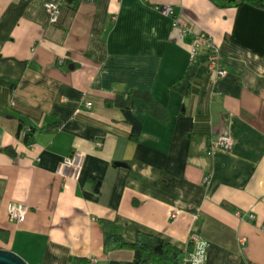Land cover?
<instances>
[{
	"label": "crops",
	"instance_id": "crops-1",
	"mask_svg": "<svg viewBox=\"0 0 264 264\" xmlns=\"http://www.w3.org/2000/svg\"><path fill=\"white\" fill-rule=\"evenodd\" d=\"M58 2L0 0V78L16 85L0 89V247L31 264L108 263L112 220L129 239L144 230L184 247L199 234L209 244L190 243L191 264H264V9L75 0L54 23L47 5ZM164 3L189 33L157 8ZM202 33L228 72L197 74L182 93L173 83ZM133 89L150 90L169 113L164 121L136 100L138 137L108 101ZM55 121L63 125L41 129ZM224 134L230 150L212 145ZM66 156L75 162L64 173ZM17 204L29 206L22 222L9 213Z\"/></svg>",
	"mask_w": 264,
	"mask_h": 264
},
{
	"label": "trees",
	"instance_id": "trees-1",
	"mask_svg": "<svg viewBox=\"0 0 264 264\" xmlns=\"http://www.w3.org/2000/svg\"><path fill=\"white\" fill-rule=\"evenodd\" d=\"M73 0L65 1V3ZM78 1V0H77ZM244 1H249L253 5L264 9V0H224L222 5H229L233 2L236 5L242 4ZM63 6V5H62ZM196 37H194L195 39ZM194 41V40H193ZM214 52L213 48L202 46L198 49L193 60L183 76L173 83V87L182 93H187L192 84V80L197 74L206 72L209 69L210 55ZM8 87L11 91L16 89V85L10 83L5 78H0V89ZM142 99L147 102L148 107L154 115L167 121L169 113L167 108L154 97L150 90L133 89L128 93H119L108 101L119 107L126 118V121L131 126V136L138 137L142 133V122L138 119L134 112V104L136 100ZM13 103V101H12ZM15 108V107H13ZM63 121V120H62ZM55 121L46 124L41 129L53 128L56 124L63 125V122ZM59 126V127H60ZM23 125L20 124L19 134ZM37 131L36 126H29V129L24 131V140L32 143V139ZM8 151L14 152L12 147L7 148ZM94 181V180H93ZM107 224L113 228L110 230L104 241V250L109 256L107 264H181L184 257V247L174 243L170 239L155 234L150 231L140 230L135 239L127 238L120 230L116 223L112 220H107ZM1 232V229H0ZM128 251V252H123ZM114 254H119L120 258H113ZM128 257V258H124ZM124 258V259H123ZM191 264V261H190Z\"/></svg>",
	"mask_w": 264,
	"mask_h": 264
},
{
	"label": "built area",
	"instance_id": "built-area-1",
	"mask_svg": "<svg viewBox=\"0 0 264 264\" xmlns=\"http://www.w3.org/2000/svg\"><path fill=\"white\" fill-rule=\"evenodd\" d=\"M65 1H68V0H60V2L58 3H52V4L47 5V8L50 11L52 22L54 23L58 22L60 14H61V7ZM78 1H82V0H78ZM86 1L94 2L97 0H86ZM144 1L148 2L149 4L151 3L152 0H144ZM157 8L163 14L170 16L172 18L173 26L179 28L182 35H186L187 33H189L190 26L183 24L181 21H179V19L176 16L177 15L176 10L173 5L164 3L162 5H158ZM202 46L213 48L214 50V52L210 55L209 71L214 72L218 78L225 77L228 72L227 66L224 60L222 59V57L220 56V52L217 48L216 43L213 41V39L210 38V36H208L205 33L197 35L193 41V55L194 56L197 53L198 49ZM85 105H87L88 108L93 107V103L90 101L85 102ZM233 143H234L233 137L231 135L224 134V135H221L217 140H215L212 145L215 148H224L225 150H230L233 146ZM98 144L101 145V142H98ZM74 162L75 160L73 157L66 156L61 164L60 171L64 173L67 172V170L74 165ZM209 178H210L209 176H206L205 181H208ZM28 212H29V206L26 204L12 205L9 209L11 218L13 220H17L20 222L25 220ZM237 213L238 215H242L241 211H238ZM249 217L254 219L256 216L254 213H250ZM263 230H264V226H263ZM241 241L242 243H245L246 238H242ZM191 242H199L203 245L209 244V241L207 239L203 238L197 233H192L190 235L188 243L184 246L185 255L182 259L181 264H190V261L191 262L194 261L193 255H191L189 251V246ZM196 260L201 261V255L196 256Z\"/></svg>",
	"mask_w": 264,
	"mask_h": 264
},
{
	"label": "water",
	"instance_id": "water-1",
	"mask_svg": "<svg viewBox=\"0 0 264 264\" xmlns=\"http://www.w3.org/2000/svg\"><path fill=\"white\" fill-rule=\"evenodd\" d=\"M116 165L128 166V164L123 161L116 162ZM0 264H31V263L13 249L0 247Z\"/></svg>",
	"mask_w": 264,
	"mask_h": 264
},
{
	"label": "rangeland",
	"instance_id": "rangeland-1",
	"mask_svg": "<svg viewBox=\"0 0 264 264\" xmlns=\"http://www.w3.org/2000/svg\"><path fill=\"white\" fill-rule=\"evenodd\" d=\"M169 17H170V16H169ZM178 29H179V28H178ZM208 67H209V66H208ZM208 70H209V69H208ZM101 144H102V142H101ZM98 145H100V144H98ZM123 252H128V251H123ZM124 258L126 259V258H128V257H124ZM124 258H123V259H124ZM101 264H107V263H105V262L102 260V261H101Z\"/></svg>",
	"mask_w": 264,
	"mask_h": 264
}]
</instances>
